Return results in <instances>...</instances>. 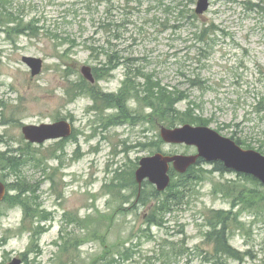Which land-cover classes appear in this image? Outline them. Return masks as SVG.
<instances>
[{
  "label": "rangeland",
  "instance_id": "rangeland-1",
  "mask_svg": "<svg viewBox=\"0 0 264 264\" xmlns=\"http://www.w3.org/2000/svg\"><path fill=\"white\" fill-rule=\"evenodd\" d=\"M128 1L11 0L35 31L16 34L13 26L0 25V158H31L18 170L0 166V181L8 188L0 205V264L17 256L24 264H264L263 205L255 212L234 210L242 226L230 231V244L250 254L243 262L212 256L204 220L208 211L232 210L240 203L239 191L263 197L264 185L202 164L196 170L205 180L186 192V204L168 213L163 227L149 228L137 190L108 191L107 186L120 185L142 158L158 153L154 143L162 140L163 126L135 100L126 105L132 122L111 125L119 110H95L92 98L72 87L85 80L83 66L105 67L103 57L91 56L87 47L105 45L106 36L97 32L107 19L119 37L113 45L134 64L118 65L100 78L94 86L102 93L118 94L131 72L139 75L134 82L142 89L144 79L153 77L169 90L185 92L197 114L208 119L207 127L264 151V113L255 108L264 97V0H210L198 24H213L219 31L204 56L198 50L206 44L173 10L178 0H141V7ZM197 4L190 5L194 12ZM24 57L43 60L40 75L32 77ZM193 81L201 88H193ZM189 101L178 109L184 112ZM61 120L73 126L64 141L36 144L23 135L25 126ZM161 148L165 155L197 154L186 145ZM20 185L29 190V206L39 204L47 220L25 218ZM66 240L71 244L61 251ZM117 247L123 252L118 254Z\"/></svg>",
  "mask_w": 264,
  "mask_h": 264
},
{
  "label": "trees",
  "instance_id": "trees-1",
  "mask_svg": "<svg viewBox=\"0 0 264 264\" xmlns=\"http://www.w3.org/2000/svg\"><path fill=\"white\" fill-rule=\"evenodd\" d=\"M128 3H136L140 7L143 6L141 0H129ZM176 3L177 7L173 10H176L178 12L179 19L195 29L196 32L194 36L196 40L199 43L206 44L205 46L208 47L207 49L206 47H201L198 50L201 52V56H204L206 54L208 55L209 51L212 50L211 45H209L212 42L211 37L212 35H215L216 32L219 31V29L215 28L213 24H198L199 17L190 7V5L195 4V0H189V3L187 4H184V0H178L176 1ZM24 15L25 11L22 12V10L19 9L17 11H14L11 0H0L1 26H13L11 27V29L16 34H22L25 30L35 31V29H33V23L32 25L31 22H29L28 24H24ZM112 24V21L106 19L103 24L100 25L97 32V35L103 33V35L106 36L105 45L100 46L99 48H96L93 45H89L87 47L91 52V56L97 58L103 57V61H105V67H107H104L103 69L94 68L93 72L96 81H99L100 78L111 73L118 65H121L123 63L134 64L132 59H125V55L122 53V51L117 46L113 45V38L115 37L114 39H119V37H117V34L113 35ZM103 61L101 62V64H103ZM128 75L129 76L124 82L122 89L118 94L115 95L102 93L99 87H97L96 85L94 86L88 84L85 80H81L79 84H73L72 87L74 90H78L76 94L80 92L82 94L89 95L94 102L95 110H99L101 108H103L104 110H119L120 114L111 117V119L109 120L108 123L111 125H117L118 122H129L132 118H134L126 109V105L131 100H135L140 106L145 109H150L151 113L148 115V117L154 118L160 125L170 129L182 127L185 125H208V119L206 120L204 117L197 114L198 107L196 103L189 101L190 98L185 92H180L177 89L169 90L168 88L163 86L161 82H154L153 77L150 80L144 79L145 88L142 89L140 85L134 82V78H138L139 75H136L132 72ZM74 86L76 89L74 88ZM192 86L193 88H201L200 83H197V81H193ZM71 90L68 91V94H70V96H74L70 93ZM184 101H189L190 105L184 112H182L178 109V104ZM255 108L258 115L264 113V97L259 100ZM232 139L243 148L252 149L250 148L251 146L247 144V142L241 141L237 137H232ZM154 144H158L157 146H154L157 151L160 152L162 149L161 147L164 143L162 140L158 139L157 143L155 142ZM258 151L264 154L262 148H260V150L258 149ZM6 155H2V157L0 158V166H2V168L5 170H18L21 165H27L31 158L29 157L26 160H20V158L17 157L3 158ZM202 164H204V162L199 161L197 166H200ZM212 172L220 173L222 175L233 173V171L227 169L222 162L214 163ZM134 176L135 173L132 172L128 179H125L123 183L119 181L121 183L120 185H115V183H113L112 185H108L107 188L108 191L114 188H135L138 193V198L140 202H142L140 204L147 207L148 213L146 214V220L149 228L152 226L163 227L165 225V216L168 213L173 212L174 209L180 208L181 206L186 204V192L190 191L195 183H201L205 180V175L197 171L195 166L190 168L184 175H180L172 170V183L170 187L166 192L160 193L156 189V187L148 182L143 183L142 189L139 190ZM238 176L254 179L251 176H246L243 174H240ZM126 180H128V183L125 184L124 182H126ZM147 189H150V191H147ZM19 190V204H22L24 206L25 218L31 219L32 221L38 220L40 222L43 220H47L44 215L45 211L40 210L39 204L36 203L35 207L33 208L29 206V203L27 202L29 198L26 199L25 196V194L29 190L22 188L21 185ZM231 190L235 191L236 189ZM33 192L35 193L36 190H34ZM21 195H24L25 197L22 199ZM152 199L155 200L156 203H149V201ZM36 200L37 198L35 199V201ZM237 200L240 201V203H235L232 210L230 211L212 210L208 211L205 214V224L207 228H209L205 234V239L206 243L213 249L212 256L218 259L225 258L237 262H243L248 256H250V254L234 249L230 244V231H232L233 229H239L242 226V223L239 221L240 218L238 216V212L234 213V210L237 207H241L242 210H249L254 212L255 210H262L261 205H263L264 208V196L260 197L259 195L250 192V194H248V196L246 197L244 196L242 191H239V193L237 194ZM87 222L84 221V224ZM34 224L35 222H33V226ZM36 230L37 229L34 228V232H36ZM83 241L85 240L77 242L79 243V245H81ZM70 244L71 242L69 240H66L65 245L61 246V251H67V247H69ZM117 250L119 251L118 254H120V252H123L118 247Z\"/></svg>",
  "mask_w": 264,
  "mask_h": 264
},
{
  "label": "water",
  "instance_id": "water-1",
  "mask_svg": "<svg viewBox=\"0 0 264 264\" xmlns=\"http://www.w3.org/2000/svg\"><path fill=\"white\" fill-rule=\"evenodd\" d=\"M210 8V0H198L196 14L203 15ZM23 62L30 68L32 77L41 74L43 60L24 57ZM81 74L90 83L95 84L92 68L83 66ZM23 135L30 143L43 144L49 140L69 138L73 133L72 125L65 120L54 124L41 126H25ZM161 139L168 145H186L197 148L196 155H165L156 153L153 156L142 158L135 173V180L140 188L144 182H149L162 193L171 184V168L179 174H185L195 166L199 160L208 163L222 162L225 167L238 174L252 176L264 185V155L255 150H245L234 140L223 137L210 127H183L169 129L161 128ZM6 186L0 181V203L6 197ZM10 264H22L16 258Z\"/></svg>",
  "mask_w": 264,
  "mask_h": 264
},
{
  "label": "flooded vegetation",
  "instance_id": "flooded-vegetation-1",
  "mask_svg": "<svg viewBox=\"0 0 264 264\" xmlns=\"http://www.w3.org/2000/svg\"><path fill=\"white\" fill-rule=\"evenodd\" d=\"M61 141H64V140H61ZM4 185H5V184H4ZM4 200H5V199H4ZM4 200H3L2 203H4ZM15 258H20V259L22 260L23 264H24V259H23V258H21V257H19V256L15 257Z\"/></svg>",
  "mask_w": 264,
  "mask_h": 264
}]
</instances>
